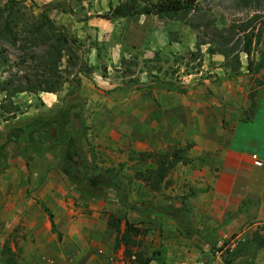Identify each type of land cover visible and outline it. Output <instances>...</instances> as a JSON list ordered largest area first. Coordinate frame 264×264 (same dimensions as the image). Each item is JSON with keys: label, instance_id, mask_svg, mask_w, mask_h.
Instances as JSON below:
<instances>
[{"label": "rangeland", "instance_id": "1", "mask_svg": "<svg viewBox=\"0 0 264 264\" xmlns=\"http://www.w3.org/2000/svg\"><path fill=\"white\" fill-rule=\"evenodd\" d=\"M19 1H24L23 12L27 16L37 15L45 7L35 0ZM65 3L76 15L67 31L82 46L86 64L94 67L89 79L94 77L98 81L81 91L79 81L85 77L77 70L73 75L63 72V79L68 78L79 86L75 94L72 85L64 83L52 97L59 103L48 109L38 94L23 93V99L17 103L21 111L14 119L18 123L10 120L8 125L4 119L10 115L2 108L7 104L6 94L0 91V264L9 260L16 264H50L48 259L36 261L44 250L35 249V244L48 245L57 239L50 233L41 203L53 213L65 242L85 240L90 247L97 241L87 233L91 222L107 224L110 215L121 219L123 224L127 220L143 228L145 220L134 221L131 213L140 215L147 209L156 210L163 197H170L168 193H176L179 199L183 194L187 197L192 189L184 185L182 191L181 185L173 187L175 183L168 179L169 185L161 192H151L137 175H147L155 166L140 162L139 154L164 153L172 146L185 148L190 145V127L200 128L205 122L204 110L210 100L233 108L228 103L230 97H226L228 88L235 99H240L243 89L250 88L251 94L264 85V65L259 72L249 73L250 62L244 53L242 69L236 75L230 65H225V58L219 63L218 55L207 54L209 45L202 46V57L192 55L197 52V34L208 41L256 13L264 15V0L255 7L239 5L238 0H197L202 13L213 23V29L201 26L197 31L171 17L138 16L106 21L100 16L109 12L108 0H65ZM5 6L6 1L0 0V9ZM6 15H2L0 30L4 28ZM52 20L60 26L57 20ZM17 32L13 28L6 37L25 41L19 28ZM47 34L43 33L39 41L29 35L31 41L24 42L26 52L18 48L23 44L21 41H16L15 47L0 41V84L14 74L25 75L24 68L35 66L29 55L44 53L43 45L34 47V44L44 42ZM25 55L26 63L21 67L20 57ZM263 55L264 41L254 48L252 62H260ZM170 84L174 89H170ZM212 84L218 85V94L210 89ZM223 85L225 90L221 91ZM183 89H187V94H181ZM18 97L19 94L14 99ZM194 101L199 104L196 111L189 109ZM146 102H149L147 107ZM167 107H175L173 113L168 114ZM143 110L150 115L144 123ZM14 124H17L15 133L9 131ZM180 133L186 143L173 139L174 134ZM86 164L102 171L114 170L126 184V190L89 179L91 171L85 172ZM41 220L45 233L40 231L42 227L35 228L38 224L42 226ZM107 230L104 251L113 249L110 256L115 262L120 264L123 260L129 264L121 255L123 247L114 251L115 234L108 224ZM136 242L140 250L151 255L146 237H139ZM5 245L11 248L10 255H4ZM70 251H79L83 257L89 252L94 257L99 254L92 247ZM230 254L225 252V258Z\"/></svg>", "mask_w": 264, "mask_h": 264}, {"label": "crops", "instance_id": "2", "mask_svg": "<svg viewBox=\"0 0 264 264\" xmlns=\"http://www.w3.org/2000/svg\"><path fill=\"white\" fill-rule=\"evenodd\" d=\"M35 1L45 6L65 3V0ZM111 3L117 6L119 0H108V6ZM49 15L57 20L60 26L68 27L74 20L73 16L63 13L62 9L52 11ZM221 61H224V57L218 55V62ZM97 81L94 77L83 78L81 91L85 87L89 89L88 84H96ZM224 88L225 85L222 89L220 87L221 91ZM210 89L218 94V85L212 84ZM249 89H243L241 98L235 99L228 88L226 97H230L228 103L233 108L219 106V103L210 100L204 110L205 122L200 128L190 127L188 141L192 148L186 158L191 160V163L178 164L168 179L175 183L173 187L181 185L183 191L182 187L187 185L192 192L187 197L183 194L179 199L176 193H168L170 197H163L156 210L147 209L141 211L140 215L130 214L134 221L140 218L145 220L143 229L148 230L146 240L151 246V264H226L225 256L216 249L229 242H238V248L245 242L254 247L232 264H264V85L257 89L253 100L255 107L252 121L243 122L241 116L244 112H249L253 103L249 98ZM23 95L19 94V100L13 99L15 104L20 103ZM54 96L56 95L49 93L38 94L48 109H54L59 103L54 101ZM198 105V102L194 101L189 105V109L196 111ZM147 106L149 102H146ZM174 108L167 107L168 114L173 113ZM141 115L142 123L150 117L144 110ZM11 121L18 123L14 119ZM16 125H10L9 131L15 133ZM176 126L179 127L178 124ZM181 136V133L174 134L173 139L186 143ZM252 156H257L263 165H256ZM54 220L56 223V218ZM40 222L42 226L38 224L35 228L40 230L42 227L40 231L45 233L44 222ZM48 224L51 233L49 221ZM87 231L97 240L90 247H87L89 243L85 240L76 243L65 242L62 236L61 243L56 239L57 244H35V249L44 250L36 261L48 259L50 264H119L110 256L113 255V249L110 252L107 249L104 251L109 236L107 224L93 220ZM51 235L54 239L57 238L52 233ZM91 247L99 250L95 257L90 252L83 257L79 251H70H84ZM257 247L258 250H255ZM120 264L125 263L122 260Z\"/></svg>", "mask_w": 264, "mask_h": 264}, {"label": "trees", "instance_id": "3", "mask_svg": "<svg viewBox=\"0 0 264 264\" xmlns=\"http://www.w3.org/2000/svg\"><path fill=\"white\" fill-rule=\"evenodd\" d=\"M6 6L0 9V21L4 14V28L0 30V41L9 43L15 47L16 41H21L23 44L18 46L23 51H28L24 42H30L29 35L35 38L34 41H39L43 33H48L44 42L34 44V47L44 46L45 50L41 56L29 55L32 61H35V66L24 68L25 75L19 76L14 74L0 84V91L6 94L7 104L2 108L4 112L10 116L4 121L16 119L17 114L21 111L20 107L13 101L18 94L31 93H49L56 94L64 83L72 85V94H75L79 86L74 82L63 79V72L73 75L77 70L80 75L89 78L94 73V67L86 64L82 46L78 44V40L72 38L65 26H58L50 17L49 13L57 9H62L63 13L72 15L76 18L75 12L67 3L58 2L53 5L45 6L39 14L28 15L24 1L19 0H4ZM263 0H238L239 5L244 7H255L260 5ZM201 14V15H200ZM195 17H192V16ZM138 16H156L159 19L171 17L179 22H182L193 31H197L201 26L206 29H213V23L208 21L206 14L202 13L197 0H158L154 3L151 0H119L117 6L112 3L109 6V12L100 17L106 21L113 19H130ZM199 16V17H198ZM200 20V21H198ZM22 23V27L19 26ZM13 25V26H11ZM21 27V29H20ZM13 28L17 32L19 28L20 35H25V41L22 39L7 38V33H10ZM19 37L18 32L16 33ZM241 35L237 42L233 43L237 36ZM23 37V36H22ZM196 49L193 56L202 57V46L209 45L207 54L210 57L221 55L225 58V65L229 67L235 75L242 69L241 54L244 53L249 59L247 67L249 73L255 74L263 68L264 55L260 62H252L254 48L259 46L264 41V15L256 13L253 17L245 22L238 24L237 27L218 32L215 37L208 41L203 40V37L197 34ZM20 57V66L26 63V57ZM65 63V64H64ZM63 65L65 66L62 69ZM79 84L81 82L79 81ZM170 89H174L170 84ZM179 93V92H178ZM181 94H187V89H183ZM249 97L254 100L256 93H251ZM255 102L253 101L248 113L244 112L241 116V121L251 122L254 113ZM249 117V118H248ZM192 148V144L186 145L185 148H177L172 146L167 152H142L139 154V161L142 163H152L155 168L150 169L147 175L138 174L140 180L153 193H159L164 186L169 185L168 176L171 171L178 165H188L191 160L186 156ZM6 165L3 166V169ZM85 172L91 171L89 179H98L100 182H107L109 185L125 191L126 184L121 180L119 174L112 169L102 171L96 166L90 167L88 164L84 166ZM41 209L46 214L51 227V233L57 237L59 243L62 242V234L58 230L54 220V215L51 210L41 203ZM108 229L115 234L114 251L123 247V255L129 264H151L152 256H148L146 251L140 250L136 239L146 237L148 230L140 228L133 223L125 220L124 224L121 219L110 215L108 218ZM124 226V228H123ZM249 243H244L240 248H237L232 254L224 257L226 264H232L237 258L245 256L250 250L254 249ZM258 250V247L255 248ZM217 251V250H216ZM11 248L7 245L4 247V255H10ZM134 258V259H133ZM6 264H16L13 260L6 261Z\"/></svg>", "mask_w": 264, "mask_h": 264}, {"label": "built area", "instance_id": "4", "mask_svg": "<svg viewBox=\"0 0 264 264\" xmlns=\"http://www.w3.org/2000/svg\"><path fill=\"white\" fill-rule=\"evenodd\" d=\"M252 159L254 160L256 165H258V166L263 165V163L258 160L257 156H252ZM238 246H239L238 242H231V243L229 242L228 244H222L216 250L219 251L218 253L221 252L222 253L221 255H224L225 252L232 253L233 251H235L238 248Z\"/></svg>", "mask_w": 264, "mask_h": 264}]
</instances>
